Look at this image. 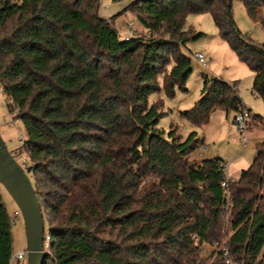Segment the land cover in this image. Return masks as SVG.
Segmentation results:
<instances>
[{
	"label": "trees",
	"instance_id": "16d2710c",
	"mask_svg": "<svg viewBox=\"0 0 264 264\" xmlns=\"http://www.w3.org/2000/svg\"><path fill=\"white\" fill-rule=\"evenodd\" d=\"M123 1L147 36L125 39L113 26L119 12L100 16L98 0H0V91L23 138L10 152L25 155L40 202L44 264H264V138L226 187L229 257L206 263L200 248L224 237V161L190 162L202 138L159 128L162 101L149 103L185 90L182 48L202 36L184 30L188 15L210 14L263 103L264 45L239 31L232 0H111ZM238 1L264 29V0ZM216 110L248 111L236 82L203 76L199 99L179 115L200 128ZM11 224L0 195V264H11Z\"/></svg>",
	"mask_w": 264,
	"mask_h": 264
},
{
	"label": "rangeland",
	"instance_id": "374dc122",
	"mask_svg": "<svg viewBox=\"0 0 264 264\" xmlns=\"http://www.w3.org/2000/svg\"><path fill=\"white\" fill-rule=\"evenodd\" d=\"M98 1L100 16L109 18L119 12L113 26L120 32V35L124 36L123 34H125L126 36L127 33L124 32L127 30L129 23L133 24L130 28L132 36L143 37L148 35V32L136 20L133 12H124L127 1L121 3H113L111 0ZM231 13L237 28L243 35L255 44L264 45V29L247 17L242 2L232 0ZM184 30L191 34H202L196 40L187 42L185 47L182 48V51L190 57L192 67V73L184 86L185 90L175 88L172 96H168L161 90L149 97V103L162 101L164 114L159 120V128L167 131L170 124H174L183 138H186L192 131L197 132L198 136L202 138L204 146L188 156L190 162L196 159H221L226 164L228 178L236 180L240 172L251 165L255 157V145L264 138V127L262 125L248 126L249 123H252L251 116L253 115L259 116L264 122V103L252 93L253 73L245 63L238 59L228 43L220 37L210 14L188 15L185 19ZM162 37L168 39L167 35L163 34ZM195 53H200L203 56L204 65L200 64L194 57ZM203 76L221 79L229 83H237L241 101L244 107L250 110L251 115L246 122L247 128L245 131H239L233 123L235 113L232 111L228 114L220 110L212 112L208 123L200 128H194L180 118L179 112L192 108L199 99ZM21 133L19 122L12 119V116L7 112L0 91V134L9 151H18L23 139H20ZM244 136L248 139L245 148L241 144ZM15 159L21 167L25 166L26 158L24 154L16 155ZM0 195L12 222L13 254L25 252L26 239L19 209L3 187H0ZM229 213L230 207L226 209L224 214V237L221 243L203 245L199 250V257L205 259L206 263L213 261L214 254L218 251L224 250L226 256L229 257L225 246L232 232ZM226 261H228L226 264H233L230 257ZM18 264H26V256Z\"/></svg>",
	"mask_w": 264,
	"mask_h": 264
},
{
	"label": "water",
	"instance_id": "95a60500",
	"mask_svg": "<svg viewBox=\"0 0 264 264\" xmlns=\"http://www.w3.org/2000/svg\"><path fill=\"white\" fill-rule=\"evenodd\" d=\"M0 185L18 207L23 220L26 239V264H44L46 258L45 224L40 202L30 178L7 149L1 134Z\"/></svg>",
	"mask_w": 264,
	"mask_h": 264
},
{
	"label": "built area",
	"instance_id": "2783aa9c",
	"mask_svg": "<svg viewBox=\"0 0 264 264\" xmlns=\"http://www.w3.org/2000/svg\"><path fill=\"white\" fill-rule=\"evenodd\" d=\"M108 8V6H107ZM133 24L132 23H129L128 26H127V30L124 32V33H127L126 36L125 34H123L124 38H128V37H132L131 33H130V28ZM194 57L198 60V62L202 65H204V58L203 56L200 54V53H195ZM250 113L249 111L247 110H243L242 112L240 113H236L234 115V118H233V123L237 126L238 130L239 131H245V129L247 128V120L250 119ZM247 143H248V139L244 136L242 137V147L245 148L247 146ZM24 167V166H22ZM226 164L224 163L222 165V173H223V181L221 183V186L224 188L225 190V193H226V203H227V209L230 207V199H229V196L227 195V191H226V187L228 185V183L231 181V178H228V175H227V171H226ZM26 254L25 252H18L16 254H12V257H11V264H18L19 261L23 260L25 258ZM226 263H228V261H226Z\"/></svg>",
	"mask_w": 264,
	"mask_h": 264
},
{
	"label": "crops",
	"instance_id": "0c3cea01",
	"mask_svg": "<svg viewBox=\"0 0 264 264\" xmlns=\"http://www.w3.org/2000/svg\"><path fill=\"white\" fill-rule=\"evenodd\" d=\"M199 156H201V155H199ZM198 160H200V159H196V160H193V161H198ZM239 176H240V174H239ZM239 176H238L236 179H238V178H239Z\"/></svg>",
	"mask_w": 264,
	"mask_h": 264
}]
</instances>
